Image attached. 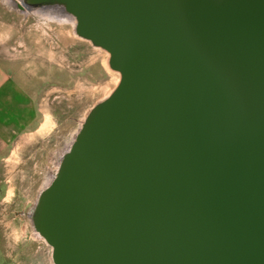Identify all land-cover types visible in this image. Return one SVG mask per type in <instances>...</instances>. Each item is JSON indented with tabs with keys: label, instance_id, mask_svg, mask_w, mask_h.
Wrapping results in <instances>:
<instances>
[{
	"label": "water",
	"instance_id": "95a60500",
	"mask_svg": "<svg viewBox=\"0 0 264 264\" xmlns=\"http://www.w3.org/2000/svg\"><path fill=\"white\" fill-rule=\"evenodd\" d=\"M19 1L120 74L31 212L54 264H264V0Z\"/></svg>",
	"mask_w": 264,
	"mask_h": 264
},
{
	"label": "rangeland",
	"instance_id": "374dc122",
	"mask_svg": "<svg viewBox=\"0 0 264 264\" xmlns=\"http://www.w3.org/2000/svg\"><path fill=\"white\" fill-rule=\"evenodd\" d=\"M3 3L0 35H44L45 45L59 46L61 75L52 82L47 70L41 130L15 142L0 162V264H54L52 248L34 236L31 212L58 171L53 155L74 141L90 110L117 87L120 74L110 68L108 52L76 35L71 19L25 15V9Z\"/></svg>",
	"mask_w": 264,
	"mask_h": 264
},
{
	"label": "crops",
	"instance_id": "0c3cea01",
	"mask_svg": "<svg viewBox=\"0 0 264 264\" xmlns=\"http://www.w3.org/2000/svg\"><path fill=\"white\" fill-rule=\"evenodd\" d=\"M43 42L44 35H0V162L15 142L45 123L46 73L52 82L60 77L56 55L61 51Z\"/></svg>",
	"mask_w": 264,
	"mask_h": 264
},
{
	"label": "bare ground",
	"instance_id": "6f19581e",
	"mask_svg": "<svg viewBox=\"0 0 264 264\" xmlns=\"http://www.w3.org/2000/svg\"><path fill=\"white\" fill-rule=\"evenodd\" d=\"M3 1L5 2L4 4H7V5L9 4L10 6H13V7H17V6L19 7V3H20L19 0H3ZM24 12H25V15L26 14L30 15L31 13L35 12V13L42 15V16H50V17L56 19V21H61V22H64L65 19L69 18V19H71V21L74 24L76 23L75 19L71 15L66 14L64 11L60 10L59 8H48V9L36 10V11L25 10ZM107 67H108V65H107ZM75 136H74V140H75ZM72 143L71 144L69 143L65 150L60 151L58 153H55V155H53L52 160H53V162H55L57 167L59 166V164L61 162V158H62L63 154L70 148ZM52 180H53V175L50 176L49 181L47 182L46 186H48ZM34 236H35V238H41L37 233H35ZM42 240H44V239H42Z\"/></svg>",
	"mask_w": 264,
	"mask_h": 264
}]
</instances>
